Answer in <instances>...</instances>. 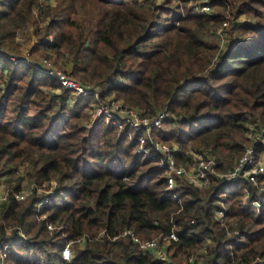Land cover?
Returning <instances> with one entry per match:
<instances>
[{"label": "trees", "instance_id": "16d2710c", "mask_svg": "<svg viewBox=\"0 0 264 264\" xmlns=\"http://www.w3.org/2000/svg\"><path fill=\"white\" fill-rule=\"evenodd\" d=\"M187 2L57 0L36 33L51 34L47 47L68 55L69 74L102 95L115 92L145 114L165 111L159 139L176 142L181 154L189 144L209 148L226 170L244 152L247 122L264 124V0H209L212 11L202 13ZM0 4V39L15 43L37 0ZM80 9L90 12L88 23L76 17ZM226 12L232 19L218 34ZM58 87L49 74L0 54V181L16 190L56 181L41 213L37 189L1 204L8 264H264V209L243 205V188L251 186L244 178L213 175L209 187L180 183L175 196L167 194L158 157L136 153L128 127L103 118L86 124L87 98L70 102L69 89L45 90ZM256 150L257 158L264 154V143ZM220 200L222 220L215 217ZM125 229L142 239L174 229L178 240L162 260L123 236ZM82 236L64 259L66 241Z\"/></svg>", "mask_w": 264, "mask_h": 264}, {"label": "built area", "instance_id": "2783aa9c", "mask_svg": "<svg viewBox=\"0 0 264 264\" xmlns=\"http://www.w3.org/2000/svg\"><path fill=\"white\" fill-rule=\"evenodd\" d=\"M49 3V4H47ZM53 4L52 0H40L35 6L37 11L44 10L47 5ZM53 6V5H52ZM212 6L208 0H200L194 7V12H211ZM50 19L41 23V27ZM229 19H225L222 26L218 29L219 34H224L223 27L228 26ZM223 30V31H222ZM49 42L53 41V36L48 34L44 38ZM1 43V39H0ZM5 53L10 60L17 64L26 62L31 64L36 70L45 72L54 77L60 87L55 88V93H60L62 88L75 91L78 96L90 95L95 98V102H87L89 110V125L103 118L107 123L119 127L120 130L129 128L128 134L131 136L135 144V151L148 157L157 156L158 166L164 170L165 177V193L176 195L172 191L180 183H188L198 188H206L210 186L213 175L227 180L244 178L251 186L246 185L243 188L242 201L244 206H254L260 212L264 209V154L258 158L256 156V146L264 143V124L255 120H249L246 124V143L244 152L240 155L235 163V166L226 170L220 169L216 157L211 153L209 148L196 150L192 146H188L184 154L180 153L177 143H170L158 138L154 133L160 129L167 113L160 111L157 114H145L134 106L127 104L123 99L115 97L111 94L102 95V89L95 87L92 83L77 81L67 69L57 67L53 62L44 57L42 59H31L28 52L24 56L8 53L0 49V54ZM60 68V69H59ZM71 102L72 99H69ZM23 173V169H21ZM20 190L7 185L2 179L0 181V207L10 197H15L17 200H24L34 189H37L41 198L36 202L37 213H41L42 207L49 202L51 196L56 191V181L52 182V186L48 189L37 187L35 183L25 182ZM254 188V192H253ZM227 211L226 204L220 200V207L215 211V217L223 219ZM46 214L39 215V219L46 218ZM57 226L48 223L49 229H54ZM104 231H101L98 238L104 236ZM22 234V233H21ZM123 236H129L131 241L137 243L143 251H152L156 257L162 260L168 259L167 245L171 239L178 240V235L173 229L168 236L162 237L159 235L155 238L142 239L135 234L132 229H125ZM23 235V234H22ZM117 237V236H115ZM114 237V238H115ZM85 236L77 239H69L66 241L62 249V256L69 260L72 257V248L75 243H83ZM167 240V241H166ZM11 245L6 244L0 248V263L8 264L6 256ZM207 250L206 245L203 248ZM193 259V257H191ZM199 264H203L200 261Z\"/></svg>", "mask_w": 264, "mask_h": 264}, {"label": "rangeland", "instance_id": "374dc122", "mask_svg": "<svg viewBox=\"0 0 264 264\" xmlns=\"http://www.w3.org/2000/svg\"><path fill=\"white\" fill-rule=\"evenodd\" d=\"M184 1H188L187 3L191 7H195L196 3L199 2L200 0H173V2L176 4H182V2H184ZM37 3H40V0H37ZM52 3L53 4H50V5H47L49 3L44 4L47 6H45L43 8L45 11V14H44V11H42L43 16L40 15L41 11H37L36 7L33 6V8H34L33 9V17L27 22L26 25H24L23 27L18 29L17 34L14 36V42L15 43H11V42H9L10 41L9 38H5V39L1 40L0 49H3L5 51H7L8 53L16 54V55H20V56H24L29 52L31 59H37L38 60V59H42V58L46 57V58L50 59L55 66L60 67V68H64V69H67L68 71H70L71 61H69L68 55L61 54L58 57L54 49H52L51 47H47L48 44H47V40L44 39L45 37L44 36L42 37L36 33V29L38 27H40L41 29H45L47 23L50 22V20L47 21L42 27L40 25L41 23H44V21H46L47 19H51L52 16L47 13V10L50 9V7L52 5L55 6L57 4V0H52ZM1 5L2 4H0V8H1ZM89 15H90L89 11H84V10L80 9V12H78L76 17L81 18L84 22L88 23L89 22ZM226 15H227V19L228 18L232 19V15H230L229 12H226ZM245 18H246V16L244 15L242 17V19H245ZM218 34H219V32H218ZM43 41H44V43H43ZM63 52H65V49H63ZM72 76L77 81L82 82V80L77 78L75 75H72ZM45 90L48 93L54 91V89H52V88H50V89L46 88ZM73 92H74V94L72 93V91H70L67 99H76V97H78V95L75 93V91H73ZM110 94L115 96V97L121 98L115 92H112ZM84 97L87 98V102H90V103L95 102V98L93 96L85 95ZM121 99H123V98H121ZM88 115H90V114H89V110H88V106H87V116ZM89 121H90V119L87 118L86 124H88ZM117 128L119 129V127H117ZM170 143L173 144L176 142L170 141ZM189 146H190V144H189ZM21 169H23V173H26L25 178L28 181H32L27 175L28 168H25L24 166H22ZM153 238H155V237H153Z\"/></svg>", "mask_w": 264, "mask_h": 264}]
</instances>
